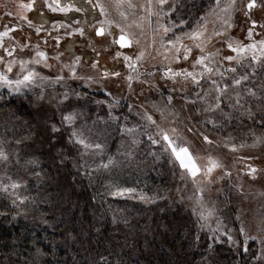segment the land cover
<instances>
[{"label": "rangeland", "instance_id": "obj_1", "mask_svg": "<svg viewBox=\"0 0 264 264\" xmlns=\"http://www.w3.org/2000/svg\"><path fill=\"white\" fill-rule=\"evenodd\" d=\"M26 2L0 0V33H8L0 36V56L4 57L0 71L12 80L20 78L19 61L36 59V51L47 54L46 63L51 67H45V61L26 64L27 69H35L39 75L31 83L20 85L19 93L13 91L15 85L10 88L0 82V122L1 118L12 121L7 117L10 111H4L16 100L28 108L35 123L29 135L13 131L15 123L9 129L0 124V150L7 157L0 159V216L25 212L30 200L25 189L27 172L37 169L33 173L48 177L47 171H40L39 153L44 152L51 169L58 162L70 167L79 183H101L108 200L139 204L145 210L154 209L162 201L169 206L177 203L192 220L194 246L202 253L204 264H221L214 252L217 246L236 256L232 264H241V256L250 264H264V143L256 142L257 137L264 136V52L257 43L264 40V0H256L251 9L247 7L249 0H234V4L232 0H220L219 7L216 0H166L162 6L166 15L155 14L160 11L155 0L152 13L147 10L148 0H62L73 5L67 12L51 11L44 0H36L35 10L26 12L20 7ZM227 4L232 6L227 12L221 11ZM22 14L28 15L33 24L20 19ZM229 17L231 28L223 23ZM181 20L185 23L181 24ZM252 20L257 24L253 25ZM41 21L45 22L37 33L35 26ZM161 23L176 27L164 34ZM201 25L208 35L223 32L206 45V51L219 50L214 57L219 71L211 74V79L221 87L229 85L220 109L214 111H204L212 102L211 95H215L207 78L201 79L199 86L182 76L162 78L166 67L193 70L191 60L199 54L194 41L183 39L184 44L193 47L188 61L165 59V55L172 54L164 50L172 47L166 41L174 34L188 33ZM101 27L104 34L97 35L96 30ZM77 28L83 29L84 35L74 31ZM120 34L130 41L127 47L114 42ZM229 38L234 46L239 41L241 45L257 43V47L233 52L227 47ZM5 49L12 51L13 56L9 57ZM117 51L121 53L119 57ZM141 52L143 58L136 61ZM57 54L59 59L55 58ZM228 55L234 59L225 60ZM125 56L132 60L126 62ZM74 57H80L75 76L64 66L71 65ZM13 58L16 63L8 73L5 62ZM97 61V67L92 68ZM128 63L136 67L129 68ZM231 68L236 71H226ZM104 70L117 71L120 76L104 78ZM199 70L197 65L196 71ZM129 75L133 76L131 81L126 79ZM57 76L63 79H52ZM85 76L92 80L81 79ZM240 77L247 78L239 85L232 84L234 78ZM205 93H210L207 102L198 98V94ZM65 94L68 99L63 98ZM69 114L72 121H64L63 117ZM53 125L59 130L54 132ZM74 130L88 147L72 136ZM164 134L173 142L172 147L188 149L200 169L195 177L181 166L163 139ZM203 135L212 143L204 141ZM231 145L236 146L235 150ZM209 157L221 167L206 175ZM141 160L167 165L171 178L168 189L159 194L150 190L140 172L134 170ZM250 168L257 170L254 177ZM13 183L18 187L12 188ZM122 189L133 191L121 193ZM62 192L67 191L63 188ZM159 208L162 214L164 209ZM202 213L205 219H201ZM217 228L219 231H214ZM202 233L206 238L201 237ZM229 235L235 243L227 239Z\"/></svg>", "mask_w": 264, "mask_h": 264}, {"label": "trees", "instance_id": "obj_2", "mask_svg": "<svg viewBox=\"0 0 264 264\" xmlns=\"http://www.w3.org/2000/svg\"><path fill=\"white\" fill-rule=\"evenodd\" d=\"M5 108L12 121L1 118L2 126L15 123L13 131L26 135L33 131L34 118L24 104L12 100ZM39 155L40 171L48 177L36 175L37 169L27 172L25 212L0 216V264H204L194 246L192 220L177 203L162 201L145 210L108 200L101 183H79L70 167L56 162L51 169L44 152ZM134 170L158 194L170 186L165 164L141 160ZM227 251L221 246L214 251L221 264L236 258ZM240 263L250 264L245 256Z\"/></svg>", "mask_w": 264, "mask_h": 264}, {"label": "snow or ice", "instance_id": "obj_3", "mask_svg": "<svg viewBox=\"0 0 264 264\" xmlns=\"http://www.w3.org/2000/svg\"><path fill=\"white\" fill-rule=\"evenodd\" d=\"M46 6L51 9V11L53 12H67L69 11V9L71 7H73V5L69 4V3H62V0H52L51 3H48V0H44ZM88 2L90 3L91 0H88ZM35 3L36 0H27L26 3H21L20 7L25 10L26 12H32L33 10H35ZM152 3L153 0H148V4H147V10L149 11V13H152ZM155 4L157 6V8L160 9L159 12L155 13L156 15H166L163 10H162V6H164L166 4V0H155ZM220 4V0H216V7H219ZM232 4H234V0H232ZM232 4H227L225 5V7L223 9H221V11L223 12H227L228 9L232 6ZM256 4V0H249V3L247 5V7L249 9L253 8ZM76 11H81L80 8H76ZM104 9L103 6H101V12L103 13ZM39 15L42 17L43 13H39ZM245 15H248V13H245ZM20 19L24 20L27 22L28 25H32L33 21L32 19L29 18L28 15H24L22 14L20 16ZM45 21H41L40 24H37L35 26V30L37 33H39L40 31H42V24ZM110 23V22H109ZM181 24H184L185 22L183 20L180 21ZM224 25H226L228 28L233 27V25L230 23V17L229 19H224L223 20ZM251 23L253 25L257 24L256 20H252ZM159 27L163 29L164 34H167L169 32H172V29L174 27H176V25H172V26H167L163 23L159 24ZM13 30H15V28H13ZM74 31L79 32L81 35H84L83 29H74ZM97 35H103L104 34V29L98 28L96 30ZM207 33V29L204 26H199L197 28H194L191 32L188 33H182L180 35H175L174 34V38L168 39L166 41V43L168 45H171L172 47L169 48H165V53H169L171 52V57H169L168 55H165V59H172L176 62H179L181 60L183 61H188L190 56L193 55V47H190L186 44L183 43V39L185 37H187L188 39L194 41V47L198 50L197 55H195L192 60H191V66H192V71H189L187 68H179L174 70L171 67H166L164 69V75L162 78L165 79H175L176 77H184L185 80H188L189 78L191 79L192 83L196 84L197 86H199L200 80L201 79H205L207 78L210 81L211 87L215 92V95H211V103H208V107H206L204 109V111H214L217 109H220V105L223 103V98L224 96L227 94V90L229 88V85L227 83H225L223 85V87L220 86L219 82L217 80H213L211 79V74L218 72L219 68L215 66L216 62L214 60V57L219 55V50L217 49L216 52H210V51H206V45L211 42V40L213 39L214 36H222L223 32L220 31H214L211 35L206 34ZM7 32H2L0 33V36H4L7 35ZM69 35H71V33H69ZM248 36L249 38H251L252 36V29L250 28L248 30ZM116 43H119L122 47L129 45L130 41L128 39H126L124 34H121L119 41H114ZM227 43V47L229 49H231L233 52H237V53H241L244 52L246 49H256L257 47V43L261 46V51L264 52V40H260L257 43H252V44H247V45H241L239 41H236L235 46L234 44L231 42V38H229V41H226ZM0 46H2V42H0ZM26 47V45H25ZM5 52L7 53V55L9 57L13 56V52L9 51L8 49H5ZM59 55L57 54V56L55 57L56 59H59ZM121 55V53L119 51L116 52V56L119 57ZM143 52H141L139 55H137L136 57V61H139L143 58ZM35 57H37L36 59H33L31 61H24V60H20L19 61V65H20V69L21 72L18 73L17 75L20 77L16 80H12L9 78L8 75L5 74V72L0 71V82H3L4 84H7L10 88H13V85H15V87L13 88L14 92L19 93L20 92V85H27L29 83H31L35 77H37L39 75V73H37L35 71V69H27L25 66L28 63H35V64H40L42 61H45L44 66L45 67H51L50 64H47V54L43 51H36L35 53ZM225 60L231 61L234 59L233 56L228 55L224 57ZM253 59H256L255 55L253 56ZM124 60L126 62H129L132 60L131 57L129 56H125ZM0 61H4V57L0 56ZM16 63V60L13 59H9L8 61L5 62V68L6 71L8 73H11L13 71V65ZM80 64V57H74L72 60V64L71 65H64L65 67L69 68L70 73L75 76L76 75V67L75 65ZM98 64L97 62H93V64L91 65L92 68H96ZM199 65L200 66V70L199 72L196 71V66ZM128 67L134 69L136 67V65L134 63H128ZM226 71H231V72H235L236 69L235 68H231V69H227ZM109 75L113 76V77H119L120 73L117 71H113L111 73H109L107 70H104L103 72V77L107 78ZM149 76H152V73H148ZM221 76L224 75V73H220ZM137 79H139V77H136ZM247 77H240L239 79H233L232 80V84L234 85H239L241 83V80L246 79ZM41 79H46L45 77H41ZM54 79L56 82H59L60 80L63 79L62 76H57ZM81 79L84 80H92L91 76H85V77H81ZM126 79L128 81H131L133 79L132 75H129L126 77ZM144 83H148L147 80L144 81ZM129 88H131V83H129ZM155 86V85H153ZM175 90V87L174 89ZM111 94V93H109ZM77 95H79L77 93ZM210 96V93H205L204 96H199L198 94V98L201 100H205L206 102L208 101V97ZM64 99H68V95L65 94ZM169 102H171L172 97L169 96L168 97ZM239 103V100H237V104ZM131 107V106H130ZM224 115H227L226 113H223ZM73 119V116L71 114L69 115H65L63 117L64 121L67 122H71ZM149 120H151L152 118L149 116L148 117ZM264 119V118H262ZM154 123V121H153ZM59 129H57L55 127V125H53V131H58ZM128 131H131V129H129ZM79 135L75 130L72 132V136L73 137H77V142L80 144H84L85 147H88L89 145L85 144V141L83 139L79 138ZM164 140L168 141V146L172 147L173 142L169 139L167 134H164L163 137ZM203 140L208 142V143H212V141L210 140V138L207 135H203ZM154 143L156 141H153ZM259 143H264V136H260L257 137V141ZM243 146V145H241ZM96 147L98 148L99 145H96ZM232 149L235 150V145H231ZM172 152L176 155L177 159L180 160L181 166L184 168H187L190 172V174L195 177L197 175V173L200 171L199 167L196 165V163L193 160V157L191 156V154L189 153L188 149L185 147H180L179 150H177V147H172ZM183 154V155H182ZM6 154L0 150V159H6ZM209 161L210 164L206 169V175L210 174L213 169L217 168V167H221V165L213 160L211 157H209ZM250 174L253 175V177L255 176L256 173V169L255 168H250ZM12 188H17L18 185L13 183L11 185ZM5 190H7V188L5 187ZM121 193L122 192H131L133 191V189H122L119 190ZM117 193H114V195ZM13 203L15 204V201H13ZM209 215H211V212H209ZM201 219H205L204 214H201ZM214 231H219V228H217ZM240 232L243 233L244 229L241 228ZM213 239L215 240L216 237L214 236ZM227 239L230 242L235 243V241L233 240L232 236H228ZM246 250V249H245Z\"/></svg>", "mask_w": 264, "mask_h": 264}, {"label": "water", "instance_id": "obj_4", "mask_svg": "<svg viewBox=\"0 0 264 264\" xmlns=\"http://www.w3.org/2000/svg\"><path fill=\"white\" fill-rule=\"evenodd\" d=\"M96 34H97V32H96ZM120 36H121V34L120 35H118V37H117V41H119V38H120ZM126 37V36H125ZM126 39H127V37H126ZM117 45L119 46V47H121V48H124V47H127L128 45H126V46H121L119 43H117Z\"/></svg>", "mask_w": 264, "mask_h": 264}]
</instances>
